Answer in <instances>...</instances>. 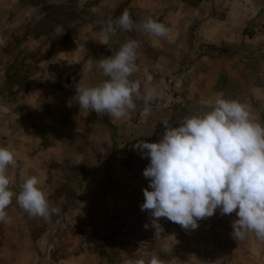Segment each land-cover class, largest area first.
Wrapping results in <instances>:
<instances>
[{"label":"rangeland","instance_id":"1","mask_svg":"<svg viewBox=\"0 0 264 264\" xmlns=\"http://www.w3.org/2000/svg\"><path fill=\"white\" fill-rule=\"evenodd\" d=\"M138 1L0 0V127H5L0 135L13 145V137L17 142L16 136L25 138L30 150L24 152L33 156L36 139L42 148L55 142L56 156L75 152L56 165L44 163L53 167L60 189L52 206L59 209L58 214L50 219L31 217L28 225L36 241H41L39 252L49 254L42 264H62L72 246L76 248L74 264H127L140 258L147 262L154 254L165 262L175 258V264H196L194 257L199 253L214 254V258L227 254L226 245L244 252L250 246L243 260L233 262L228 255L231 263L264 264V240L254 232L243 240L232 235V223L238 218L235 212L221 215L217 209L212 217L198 221L195 230L160 218L163 231L157 232L150 213L141 211L143 189L150 182L143 172L150 159L134 145L141 140L159 142L165 132L162 121L177 127L186 117L209 112L196 110L195 102L184 99L185 82H178V75L198 57L190 52V42L199 46L194 54L207 52H202L194 28H200L204 20L209 23L214 9L209 0L199 11L203 0L145 1L152 9L138 8ZM221 4L226 7V1ZM125 9L137 25L148 18L164 23L170 29L168 39L150 37L135 28L106 36L107 21H115ZM173 28L187 31L178 33ZM181 38L186 44H181ZM130 39L140 44L139 71L130 78L141 81V96L154 88V98L145 105L135 97V110L121 119L81 109L74 99L76 86H95L107 79L95 67L96 60L112 56ZM89 58H93V70L82 72ZM145 69L153 77L147 88ZM67 211L74 217L68 218ZM84 221L90 225V234H82Z\"/></svg>","mask_w":264,"mask_h":264},{"label":"clouds","instance_id":"2","mask_svg":"<svg viewBox=\"0 0 264 264\" xmlns=\"http://www.w3.org/2000/svg\"><path fill=\"white\" fill-rule=\"evenodd\" d=\"M134 28L156 37H166L170 31L153 18L135 24L127 9L115 21L109 19L103 31L110 37L118 29ZM139 47V41L130 39L112 56L96 60L95 67L107 79L95 86H76L74 99L81 109L121 119L135 110V97L143 99L145 105L154 98V88L141 96V81L130 78L139 71ZM93 67V58H89L82 72H91ZM144 77L147 88L153 77L147 69ZM68 106H72L71 99ZM162 122L165 132L159 142L141 140L134 145L150 159L143 172L150 182L143 189L141 211L150 213L152 227L163 231L159 220L166 218L182 229L195 230L198 221L212 217L219 209L221 215L236 213L238 218L232 223L235 239L243 240L254 232L264 240V125L252 119L247 105L218 96L203 115L186 117L177 127L167 120ZM15 160L12 149L0 146V222H11L6 209L14 196L31 217L50 219L58 214V208L50 207L37 176L25 179L18 194L12 190L6 169ZM127 264H175V258L165 262L154 254L147 262L140 258Z\"/></svg>","mask_w":264,"mask_h":264},{"label":"crops","instance_id":"3","mask_svg":"<svg viewBox=\"0 0 264 264\" xmlns=\"http://www.w3.org/2000/svg\"><path fill=\"white\" fill-rule=\"evenodd\" d=\"M145 1L154 0H139L138 8L152 9L153 6H146ZM225 1L226 7H223L221 3ZM209 2L214 9L213 11L211 8L209 23L204 20L202 23L205 24L199 25L200 28H194V33L203 46L202 52H207L202 55L201 52L194 54L198 45L190 42L193 47L190 52L198 57L178 75V82L182 84L185 82L183 97L186 101L195 102V109L199 108L200 111H210L218 96L235 99L247 105L252 119L264 125V0H209ZM206 4L207 1L203 0L196 10L199 11ZM173 30L185 34L186 28H173ZM165 39H168L167 36ZM147 41L150 47L152 43L149 44V40ZM180 42L186 44L182 38ZM150 61L155 64L154 59ZM181 65H185V62ZM152 68L154 71V65ZM4 128L2 124L0 130ZM3 136L0 135V146L8 147L16 153L15 163L6 169L12 181V190L18 194L25 179L37 176L52 207L60 185L51 173L53 167H44V163L56 165L75 152H64L56 156L54 151L56 147H53L55 142L49 141L50 144L42 148L39 147L36 139L33 149L37 150V156L36 154L33 156L24 152L30 150L27 149L25 138L18 135L17 142L13 137V140L15 139L13 145L4 140ZM6 211L11 222H0V264H42L49 254L39 252L38 245L41 241H36L39 239L33 237L28 227L31 216L16 203L15 196ZM69 212H66L69 214L68 218L74 217L75 214ZM74 221L72 219L70 223L73 224ZM130 221L133 223V219ZM81 225L82 234H90V225L85 221L81 222ZM70 228L76 232L74 226ZM229 241L228 239L227 242ZM226 248L227 254L220 253L218 258H214V254L199 253L194 257L196 264H234L235 258L243 260L245 254L250 251V246L243 248L247 252L238 251L239 249L234 251L235 247L232 245H226ZM75 250L73 246L69 248L66 258L60 262L74 264ZM237 251L238 255H236ZM82 252L85 253L84 250ZM86 252L90 254L89 250ZM228 255L233 257L232 263L226 259ZM189 256L192 257V254ZM210 258H214L215 262H210Z\"/></svg>","mask_w":264,"mask_h":264},{"label":"trees","instance_id":"4","mask_svg":"<svg viewBox=\"0 0 264 264\" xmlns=\"http://www.w3.org/2000/svg\"><path fill=\"white\" fill-rule=\"evenodd\" d=\"M59 37H63V36H60V35H59Z\"/></svg>","mask_w":264,"mask_h":264}]
</instances>
